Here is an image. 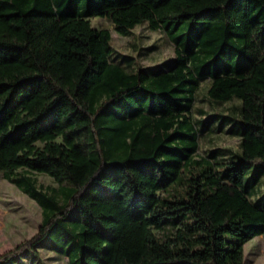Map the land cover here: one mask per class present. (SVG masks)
<instances>
[{"label": "trees", "instance_id": "trees-1", "mask_svg": "<svg viewBox=\"0 0 264 264\" xmlns=\"http://www.w3.org/2000/svg\"><path fill=\"white\" fill-rule=\"evenodd\" d=\"M93 18L160 32L174 57L142 67ZM204 83L220 111L195 105ZM216 132L238 150L199 156ZM0 173L42 209L0 264L42 247L67 264H244L264 239V0H0Z\"/></svg>", "mask_w": 264, "mask_h": 264}, {"label": "rangeland", "instance_id": "rangeland-1", "mask_svg": "<svg viewBox=\"0 0 264 264\" xmlns=\"http://www.w3.org/2000/svg\"><path fill=\"white\" fill-rule=\"evenodd\" d=\"M90 21L96 29H109L112 32L113 46L116 52L133 56L142 67L153 68L174 57V46L167 37L160 32L150 31L147 26L137 27L130 35L121 36L114 30L113 25L103 18H93ZM153 45H156L157 48L154 51H148V48ZM206 88L204 83L195 105H202L209 112L220 111V108L210 109L206 102H201ZM232 117V123H236L237 115L232 114ZM230 128L231 126L226 127L227 130ZM238 144L237 137L216 132L211 136L200 137L197 154L203 156L214 148H220L227 154V150H238ZM33 175L37 178L38 184L45 188H57V184L50 177ZM259 197H264V182L263 188L259 191ZM41 221V207L16 186L6 181L0 173V256L31 239L37 233ZM155 232L159 236L164 235L162 231ZM22 264L67 263L65 260L58 259L48 247H42L39 249L37 257L27 255L23 258ZM244 264H264V239L257 237L244 246Z\"/></svg>", "mask_w": 264, "mask_h": 264}]
</instances>
